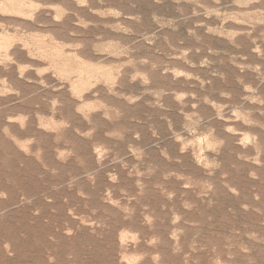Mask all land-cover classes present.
<instances>
[{
	"label": "rangeland",
	"instance_id": "rangeland-1",
	"mask_svg": "<svg viewBox=\"0 0 264 264\" xmlns=\"http://www.w3.org/2000/svg\"><path fill=\"white\" fill-rule=\"evenodd\" d=\"M0 264H264V0H0Z\"/></svg>",
	"mask_w": 264,
	"mask_h": 264
},
{
	"label": "bare ground",
	"instance_id": "bare-ground-1",
	"mask_svg": "<svg viewBox=\"0 0 264 264\" xmlns=\"http://www.w3.org/2000/svg\"><path fill=\"white\" fill-rule=\"evenodd\" d=\"M7 10V9H6ZM21 11V10H20ZM18 13V12H17ZM21 13V12H20ZM3 46V45H2ZM30 75V74H29ZM11 76H12V74H11Z\"/></svg>",
	"mask_w": 264,
	"mask_h": 264
}]
</instances>
